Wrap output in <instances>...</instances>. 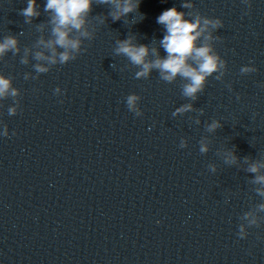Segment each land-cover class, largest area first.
<instances>
[{
    "label": "clouds",
    "instance_id": "1",
    "mask_svg": "<svg viewBox=\"0 0 264 264\" xmlns=\"http://www.w3.org/2000/svg\"><path fill=\"white\" fill-rule=\"evenodd\" d=\"M97 2L102 5H110L111 9L109 15L113 21L120 20L122 17L128 16L130 13L138 11L140 0H47L45 5L46 11H51V23L52 37L53 39L47 42L41 40V44L49 49L51 54L45 56L43 52L35 53V59L38 61H47L49 65L66 64L75 60L77 57L74 53L81 52L80 39L71 38L70 33L75 30L80 33L85 39H92L90 33L87 31L86 18L92 11V5ZM247 3V0H244ZM185 9H192L193 4L185 2L182 4ZM25 18L38 17L40 14L36 10V0H27V6L21 10L20 13ZM190 17V18H186ZM157 23L163 25L166 34L160 41L161 47L164 49L166 56L161 58L156 50L152 52L156 56L153 60H147L149 55V48L146 45H135L132 43L131 38L118 40L116 42L115 54L117 56L126 57L129 62L139 68V71L135 73L136 79H147L150 73L155 70L159 78L167 83H172L177 77L187 81L182 86V96L190 100H195L198 93H202L206 86V81L209 77H213V74L220 73L224 68L225 63L221 59L220 55L214 50L211 41L214 39L209 27L213 30L222 27V23L219 20H213L206 17H202L198 12L192 11L183 12L178 11L176 7H171L164 10L157 18ZM203 41L200 43L199 41ZM57 47L63 51L57 52ZM11 50L14 54L19 51L17 48V39L13 36L5 37L3 42H0V57ZM83 51H86L84 49ZM22 64H26L28 61L26 58H22L20 61ZM34 70L36 73H47L48 67H45L39 63L35 64ZM241 73L255 71V69L241 68ZM25 74V79H27ZM216 80L221 79V75L215 76ZM60 89H55V93H59ZM18 92L13 87L12 78L6 77L0 74V99H7L9 97L15 98ZM140 96L133 93L126 97V105L129 111L134 112L137 116H141L143 113L139 108ZM193 111L191 103L183 104L176 108L173 115L184 114ZM8 114L10 116L17 114L15 107L8 108ZM202 114V110H201ZM199 122V121H197ZM222 124L219 120L213 119L211 123L206 124V131L209 133L215 132L221 128ZM4 136H8L7 126L4 127L2 133ZM199 151L202 154H206L209 151L208 144L203 140L199 142ZM181 148H185L187 145L182 139L179 145ZM236 157L232 151H228L225 155L224 162L226 164L235 163ZM211 172H215L214 165H208ZM249 172L256 173L258 168L256 165H252L248 168ZM255 184H259L262 187L257 188V194L264 197V175H257L253 181ZM260 211H264V204H260ZM249 214H245L244 218L248 219ZM255 221H250V224H254ZM238 235L244 238L243 226L240 227Z\"/></svg>",
    "mask_w": 264,
    "mask_h": 264
}]
</instances>
